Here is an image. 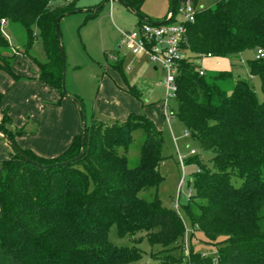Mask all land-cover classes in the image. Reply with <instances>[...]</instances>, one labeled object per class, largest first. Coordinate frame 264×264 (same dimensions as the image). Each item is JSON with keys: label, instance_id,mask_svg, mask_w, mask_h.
<instances>
[{"label": "trees", "instance_id": "trees-1", "mask_svg": "<svg viewBox=\"0 0 264 264\" xmlns=\"http://www.w3.org/2000/svg\"><path fill=\"white\" fill-rule=\"evenodd\" d=\"M121 1L137 12L139 24L150 21L142 12L145 0ZM180 7L178 0H171L175 15ZM76 9L77 0H0V70L16 82L22 79L13 71L17 53L2 26L3 20L7 26L19 23L26 30L25 55L40 70L39 79L62 98L77 99L85 115L81 98L63 92L64 62L55 29L58 17ZM35 27L45 61L32 53ZM187 37L190 55L179 65L173 115L214 156L211 167L198 157L188 158V164L201 169L194 180L196 193H190L183 209L193 229L218 246L217 257L192 249L187 256L171 253L187 236L183 219L157 196L151 202L140 198L163 181L162 131L146 115L113 122L93 116L85 128L84 154L73 161L82 152V132L61 155L40 157L18 145L26 131L12 128L6 108L0 134L13 154L1 161L0 264H129L142 259L140 233L152 247L169 251L159 264H181L184 259L187 264H264V100L259 101L250 81L236 79L233 72L200 75L197 70L208 54L235 61L246 51H264V0H218L202 8L188 25ZM123 62L111 66L128 84ZM248 66L260 78L264 94V58H254ZM128 93L145 106L129 84ZM2 99L0 92V105ZM138 129L147 138L139 166L130 168L120 149H129ZM113 225L119 238H129L132 246L110 242Z\"/></svg>", "mask_w": 264, "mask_h": 264}, {"label": "rangeland", "instance_id": "rangeland-1", "mask_svg": "<svg viewBox=\"0 0 264 264\" xmlns=\"http://www.w3.org/2000/svg\"><path fill=\"white\" fill-rule=\"evenodd\" d=\"M106 1L77 0L79 9H92L101 5L104 7L97 14L80 12L66 16L60 23L61 41L66 57L67 91L70 95L78 96L83 101L87 125L91 124L94 113L99 119H106L105 114L101 111L104 116L101 115L95 104L103 79L107 76L106 72H109V67L112 68L111 65L115 63L109 59L108 54L117 52L121 32L135 31L139 23L138 17L130 9L117 2L106 3ZM178 1L181 6L187 5L180 3L181 0ZM217 1L198 0V7L209 8ZM142 12L150 21L163 23L168 20L172 12L171 0H145ZM5 32L8 35V41L17 53L13 64L21 71H26L28 65L32 63L31 59L25 55L27 42L25 28L19 23H11L5 28ZM33 32L36 38L32 53L38 60L45 61L46 55L39 38V30L35 27ZM255 55V51H246L237 60H225V63L224 60L217 58H207L200 62L199 66L209 72H222L218 70L230 66V72H233L236 79H244L252 83L259 101L262 102L264 94L261 80L259 77L251 75L248 66V61L253 60ZM133 58L135 57L127 53L123 65V72L127 77L128 84L135 87L140 93L143 103L145 106L148 105L145 107L149 108L148 114L158 116L163 120V127L159 128L163 137L162 160L159 164V172L163 181L158 187L149 188L141 192L139 196L148 202L153 201L157 196L163 206L170 209H175L177 204L180 206L179 214L185 223L187 236L182 242V246L171 253L177 257L187 256L192 249L204 256L216 258L218 246L208 241L202 232L193 229L190 219L183 209V206L188 203L189 194L196 193L194 180L201 169L196 163L188 164V158L198 157L202 161V165L211 167V159L214 154L202 149L198 139L181 121L174 117L173 111H177V104L174 100L168 99L167 90L163 85L164 74L161 71H155L154 66L146 58L133 63V71L128 70L127 67L132 64ZM32 68L35 67L32 65ZM123 83L128 86L124 79ZM164 102L167 104L165 107L162 106ZM142 114L145 115L146 111H142ZM29 128H26L25 131L28 132ZM146 138L145 131L135 130L129 149L127 151L120 149L121 154L127 156L130 168L139 166ZM192 150L196 152L195 155L191 154ZM180 156L186 162L183 167L179 163ZM108 238L115 246L130 247L133 245V241L129 238H119L115 225L111 227ZM138 238L142 239L137 243L143 253L142 259L129 264H159V258L169 254L168 250L160 246L152 247L145 233H140ZM221 240L223 238L218 242ZM181 264H187L186 259Z\"/></svg>", "mask_w": 264, "mask_h": 264}, {"label": "crops", "instance_id": "crops-1", "mask_svg": "<svg viewBox=\"0 0 264 264\" xmlns=\"http://www.w3.org/2000/svg\"><path fill=\"white\" fill-rule=\"evenodd\" d=\"M180 3L195 4L198 7V0H181ZM120 59H123L124 65L126 55H120ZM139 59L144 58H133L132 64L127 69L133 71V63L135 64ZM217 59L224 60V63L228 60ZM30 62L32 64L28 65L26 71H21L13 64V71L22 77L18 82L0 70V92L3 94L0 121L3 118V110L7 108L13 120L12 128L26 129L31 126L24 136L17 139L18 145L23 149L32 150L40 157L54 158L65 152L73 138L82 132L79 111L74 102L68 98H62L56 89L45 85L39 79L40 70L32 61ZM32 65L36 70L32 68ZM229 67L226 66L218 71L230 72L231 67ZM108 71L95 104L101 115H103L102 112L105 114L103 116L106 119H99L94 113L95 118L103 122L125 121L131 114L141 115L142 111H146L148 118L157 128H162L163 120L148 114L149 108H145L148 105L143 106L139 100L128 93V86L123 83L120 74L111 67ZM155 71L158 70L155 69ZM165 105L167 106L166 102L162 106L165 107ZM12 154L13 148L0 134V177L2 175L1 161L8 159Z\"/></svg>", "mask_w": 264, "mask_h": 264}, {"label": "built area", "instance_id": "built-area-1", "mask_svg": "<svg viewBox=\"0 0 264 264\" xmlns=\"http://www.w3.org/2000/svg\"><path fill=\"white\" fill-rule=\"evenodd\" d=\"M67 3L74 0H65ZM202 8L195 4L181 6L175 15L172 11L167 21L158 25L150 21L139 24L135 31L121 32L117 52L108 54L109 59L117 62L120 55L127 53L135 58H146L155 69L164 74L163 85L167 90L168 99L174 100L177 92L176 78L179 72V65L182 60L188 58L190 54L188 43V25L196 21L197 15ZM4 34L7 22L2 21ZM201 61L213 58L211 54L201 57ZM264 58V51L258 49L255 59ZM198 72L204 75L206 70L199 67ZM188 135V133H186ZM195 155L194 150L191 151ZM179 163L185 166V160L180 156ZM190 196V194H189ZM180 206L177 204L175 210L179 212Z\"/></svg>", "mask_w": 264, "mask_h": 264}, {"label": "water", "instance_id": "water-1", "mask_svg": "<svg viewBox=\"0 0 264 264\" xmlns=\"http://www.w3.org/2000/svg\"><path fill=\"white\" fill-rule=\"evenodd\" d=\"M109 2H117L123 6H125L126 8L130 9V11H132L136 16L138 15L137 12L133 9L130 8L129 4L121 1V0H107L106 3H109ZM104 6L101 5L99 6L98 8L96 9H76V10H73L69 13H67L65 15L66 16H70V15H73V14H77V13H80V12H99L102 10ZM63 16H60L56 19V23H55V29H56V36H57V40H58V43L61 44V47H60V50H61V56H62V59H63V82H62V89H63V92L64 94L68 95V91H67V87H66V57H65V50L62 46V41H61V32H60V23H61V20H62ZM153 24L155 25H158L160 23H157V22H152ZM73 102L77 105L78 107V111H79V116H80V120H81V125H82V152L80 153L79 156H77L75 159H73V161H77L79 160L80 158H82L83 154H84V146H85V128H86V122H85V115H84V112L81 108V104L79 103V101L77 99H73ZM2 135V134H1ZM6 140L7 138L2 135ZM21 155L27 160V161H30L23 153H21Z\"/></svg>", "mask_w": 264, "mask_h": 264}]
</instances>
